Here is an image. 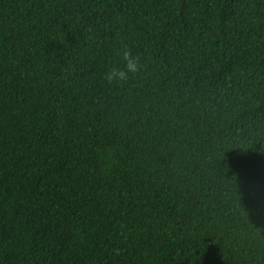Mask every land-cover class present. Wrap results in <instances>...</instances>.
<instances>
[{"label":"trees","instance_id":"trees-1","mask_svg":"<svg viewBox=\"0 0 264 264\" xmlns=\"http://www.w3.org/2000/svg\"><path fill=\"white\" fill-rule=\"evenodd\" d=\"M0 264H264V0H0Z\"/></svg>","mask_w":264,"mask_h":264},{"label":"clouds","instance_id":"clouds-1","mask_svg":"<svg viewBox=\"0 0 264 264\" xmlns=\"http://www.w3.org/2000/svg\"><path fill=\"white\" fill-rule=\"evenodd\" d=\"M117 55L123 62V67H112L104 73L102 79L109 85L127 82L129 73L135 74L141 70L139 60L135 58L132 49L126 44L120 46Z\"/></svg>","mask_w":264,"mask_h":264}]
</instances>
